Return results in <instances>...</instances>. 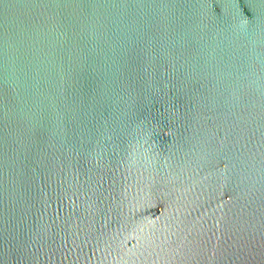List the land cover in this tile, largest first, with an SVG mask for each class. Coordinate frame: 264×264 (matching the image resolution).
<instances>
[{"label":"water","instance_id":"water-1","mask_svg":"<svg viewBox=\"0 0 264 264\" xmlns=\"http://www.w3.org/2000/svg\"><path fill=\"white\" fill-rule=\"evenodd\" d=\"M0 264H264V0H0Z\"/></svg>","mask_w":264,"mask_h":264}]
</instances>
